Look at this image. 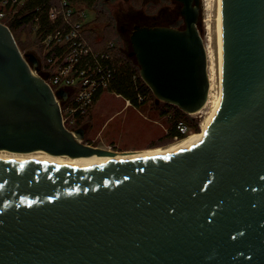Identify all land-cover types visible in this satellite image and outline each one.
Listing matches in <instances>:
<instances>
[{"label":"water","instance_id":"1","mask_svg":"<svg viewBox=\"0 0 264 264\" xmlns=\"http://www.w3.org/2000/svg\"><path fill=\"white\" fill-rule=\"evenodd\" d=\"M174 1L184 27L135 24L128 55L156 102L191 114L210 86L200 0ZM214 24L219 97L191 148L0 160V264H264V0H214ZM38 64L0 22V150L157 152L84 143Z\"/></svg>","mask_w":264,"mask_h":264},{"label":"rangeland","instance_id":"2","mask_svg":"<svg viewBox=\"0 0 264 264\" xmlns=\"http://www.w3.org/2000/svg\"><path fill=\"white\" fill-rule=\"evenodd\" d=\"M79 5L83 10L85 9L84 22H86V37L89 40L91 38V45L94 44L96 47L102 45L100 43L101 39H106L104 40L106 42L110 40L118 44V46H122L119 35V25L125 20V18L122 17L123 13L127 16L128 11L135 12V10L143 9L145 10V14H157L158 10L166 5L169 9V11L167 10L168 13L172 14V11L177 8L175 3H171V0H158V2L152 3H147V0L144 3L143 0H115L113 4L109 5L116 18L113 21L114 28L111 29L105 26V22L100 18L96 10L82 4ZM180 7L181 4L177 9H180ZM114 10H118L117 13L113 12ZM179 15V13L176 15V20L172 22V25H175L177 28H183L184 22L181 15ZM135 17L139 18L137 16ZM157 19H159V22H162L160 18ZM139 20L143 23L150 22L153 19L151 16L147 17L145 15L136 21ZM129 23H131V21H128V24ZM90 27L98 34L91 37L89 34ZM197 27L203 38L204 44L210 43L211 45L212 56L210 57V73L212 84L214 83L212 92H218L214 0H200ZM15 34L20 43V50L22 53L34 52L37 54L39 51L38 39L33 32L31 24L20 26L16 29ZM127 50H130V48L127 47ZM160 106L166 107L163 105V101L156 102L155 96L153 95L147 97L146 102L139 108H136L130 103L126 104L122 96L117 95L109 89H105L85 117V122L87 124L82 123L83 126L86 127L83 142L92 146H99L116 151L150 150L157 146L163 148L176 141L178 138H172L168 135L170 131V114H172V111H170L168 115H161L159 112ZM210 110L211 106L208 104L198 112L188 114V120L184 121L187 126L185 135L195 131V128L190 126V122H196L198 124V131H200L201 122ZM115 112H117L116 115L114 114Z\"/></svg>","mask_w":264,"mask_h":264},{"label":"built area","instance_id":"3","mask_svg":"<svg viewBox=\"0 0 264 264\" xmlns=\"http://www.w3.org/2000/svg\"><path fill=\"white\" fill-rule=\"evenodd\" d=\"M27 1L0 0V22L8 26ZM84 11L71 0H48L47 4L35 5L27 24L32 25L39 47L38 68L32 67V71L54 93L63 125L71 131L83 127L86 133L82 123H86L85 117L103 90L108 89L114 74L111 49L115 43L110 41L104 50L91 45L85 34ZM60 89L65 90V97L56 94ZM178 128L187 132L183 123Z\"/></svg>","mask_w":264,"mask_h":264},{"label":"trees","instance_id":"4","mask_svg":"<svg viewBox=\"0 0 264 264\" xmlns=\"http://www.w3.org/2000/svg\"><path fill=\"white\" fill-rule=\"evenodd\" d=\"M72 2L82 4L84 6H88L89 8H92L93 10H96L99 14L100 18L105 22V26L110 27L111 29L114 28L113 21L115 18L114 14L112 13V9L109 7V5L113 4L115 0H71ZM48 0H29L25 2L23 6L19 8L18 15L7 22L10 30L12 31L14 38L20 48V43L16 38V29H18L20 26L27 24V22L30 20L32 13L34 11V7L37 4H47ZM118 10H114L113 12L117 13ZM122 17L125 18L123 23H128V21H131V23L126 25H131L134 22H137L139 18H136L134 16H125V13L122 14ZM96 19V18H93ZM128 20V21H127ZM134 21V22H132ZM138 22H141L140 20ZM175 27V25H173ZM90 29V33H89ZM88 29V33L91 37L93 35H97L98 33L93 31V29L90 27ZM86 33V30H85ZM90 40H92L90 38ZM106 40V39H104ZM103 39H101L100 46L96 47L94 44V47L100 50H104L107 48L108 43ZM120 40L122 42V46H118V44L115 43V46L111 49L114 60H115V70L112 77V80L108 86V89L110 91L115 92L117 95L122 96L125 100H128L129 103L136 108H139L141 105H143L147 97L153 96V93L151 89L147 86V84L142 80V78L139 75V67L134 59L133 56L128 55L127 47H125L123 40L120 37ZM129 40V37H128ZM93 42V41H92ZM129 46V45H128ZM130 48V47H128ZM163 105L166 107H159V112L161 115L169 114L170 111H172V114H170V131L168 132V135L170 137H176V138H182L185 136V133L181 132L178 128V125L180 123H184V121L188 120V113L181 110L176 105L170 104L168 102H163ZM190 126L195 128V131H198V124L196 122H190Z\"/></svg>","mask_w":264,"mask_h":264},{"label":"bare ground","instance_id":"5","mask_svg":"<svg viewBox=\"0 0 264 264\" xmlns=\"http://www.w3.org/2000/svg\"><path fill=\"white\" fill-rule=\"evenodd\" d=\"M205 48H206L207 58H208V79L210 82V86H209V91H208L206 102L203 105L202 109L206 107V105L210 104L211 110L202 120L201 125H200V131L190 132L186 134L184 137L178 138L176 141L168 144L167 146L163 148L157 146L155 148L153 147V149H150V150H155L157 152L144 154V155H138V156L102 157V156H98L94 154L91 156L70 157V156H63V155H53V154H50V153H47L41 150H35L31 152H14V151H8V150H0V160H30V161L33 160V161L57 162L61 164H91L93 165V164H97V163L109 161V160L137 159V158H142V157L157 155V154L180 152V151L191 148L196 143L198 138L200 137L205 126L210 120L212 114L214 113L217 107V102H218V97H219V89H218V92H212L214 83L212 84V78H211V73H210V68H211L210 57L212 56L211 55L212 49H211L210 43H205Z\"/></svg>","mask_w":264,"mask_h":264},{"label":"flooded vegetation","instance_id":"6","mask_svg":"<svg viewBox=\"0 0 264 264\" xmlns=\"http://www.w3.org/2000/svg\"><path fill=\"white\" fill-rule=\"evenodd\" d=\"M146 0H143V3L145 2ZM152 2H158V0H147V3H152ZM171 3H175L177 8L180 6V3L174 1V0H171ZM175 9L172 11V14L168 13L169 9H168V6L164 5L162 8H160L157 12V14H145V10L143 9H138V10H135V12H132V11H128V15L129 16H139L140 18L143 17V16H151L153 20H151L150 22H134L132 23L131 25H126L128 23H122L119 25V35L121 37V39L123 40L124 42V45L126 47H129V41H128V37L130 35V32L132 31L133 29V26L135 24H140V25H165V26H173L172 25V22H174L176 20V15L179 13V9ZM168 10V11H167ZM180 16V15H179ZM157 18H160L162 20V22H159V19ZM165 19V20H164Z\"/></svg>","mask_w":264,"mask_h":264},{"label":"crops","instance_id":"7","mask_svg":"<svg viewBox=\"0 0 264 264\" xmlns=\"http://www.w3.org/2000/svg\"><path fill=\"white\" fill-rule=\"evenodd\" d=\"M98 99H99V97H98ZM98 99H97V100H98ZM96 102H97V101H96ZM125 102H126V104H129L128 101L125 100ZM117 112H118V111H117ZM117 112H115L114 114L116 115ZM110 118H111V117H110ZM110 118H109V119H110Z\"/></svg>","mask_w":264,"mask_h":264}]
</instances>
